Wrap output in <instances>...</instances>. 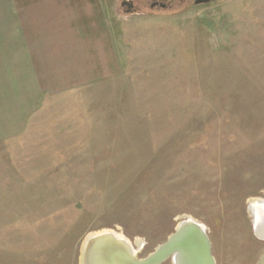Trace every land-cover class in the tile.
I'll return each mask as SVG.
<instances>
[{
	"label": "rangeland",
	"instance_id": "rangeland-1",
	"mask_svg": "<svg viewBox=\"0 0 264 264\" xmlns=\"http://www.w3.org/2000/svg\"><path fill=\"white\" fill-rule=\"evenodd\" d=\"M121 1L0 0V264H81L104 230L145 258L188 217L257 264L264 0Z\"/></svg>",
	"mask_w": 264,
	"mask_h": 264
},
{
	"label": "water",
	"instance_id": "water-1",
	"mask_svg": "<svg viewBox=\"0 0 264 264\" xmlns=\"http://www.w3.org/2000/svg\"><path fill=\"white\" fill-rule=\"evenodd\" d=\"M128 2L134 5L133 1L122 0L121 6ZM125 12L134 11L129 6ZM117 234L113 230H104L89 235L83 245L81 264H163L169 259L172 264H216L206 227L190 217L179 222L168 239L145 258H138L135 255L137 250L129 239L123 235V238H118ZM261 236L264 237L263 234ZM257 264H264V253Z\"/></svg>",
	"mask_w": 264,
	"mask_h": 264
},
{
	"label": "flooded vegetation",
	"instance_id": "flooded-vegetation-1",
	"mask_svg": "<svg viewBox=\"0 0 264 264\" xmlns=\"http://www.w3.org/2000/svg\"><path fill=\"white\" fill-rule=\"evenodd\" d=\"M133 1L134 5L131 6V4L128 2L125 6L122 8L126 11L127 8L130 6V10L137 12V11H144V8L146 9V5L148 4L149 9L153 12L154 9H160L164 10V12H171V11H179V9H185L193 5H200L205 3H210L212 1H222V0H129ZM197 1H200L201 3H196ZM168 10V11H167Z\"/></svg>",
	"mask_w": 264,
	"mask_h": 264
},
{
	"label": "bare ground",
	"instance_id": "bare-ground-1",
	"mask_svg": "<svg viewBox=\"0 0 264 264\" xmlns=\"http://www.w3.org/2000/svg\"><path fill=\"white\" fill-rule=\"evenodd\" d=\"M253 207V211H254V221L256 224V231L259 234H263L264 233V200L261 199H255L253 202H251V205ZM252 210V209H251ZM101 233V232H99ZM97 234V233H96ZM118 238H123L122 235L117 234ZM89 242V240L87 241V243ZM85 249H86V244H85ZM137 252H135L136 255Z\"/></svg>",
	"mask_w": 264,
	"mask_h": 264
}]
</instances>
